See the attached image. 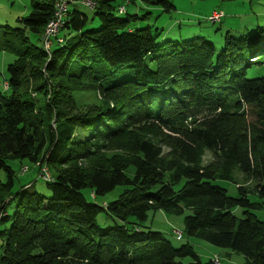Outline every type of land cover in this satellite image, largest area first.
I'll return each instance as SVG.
<instances>
[{
	"label": "trees",
	"instance_id": "1",
	"mask_svg": "<svg viewBox=\"0 0 264 264\" xmlns=\"http://www.w3.org/2000/svg\"><path fill=\"white\" fill-rule=\"evenodd\" d=\"M94 1L100 27L69 11L66 35L48 52L41 36L51 0H32L21 29L0 27V53L14 56L0 92V264H220L141 228L150 211L183 215L186 236L264 264V221L251 213L262 203L248 198L264 201V77H245L264 62V27L227 32L220 50L202 37L161 42L149 27H130L140 19L126 11L134 0ZM140 1L173 9L170 0ZM71 92H94L100 102L69 112ZM229 103L250 108L240 133L227 125ZM202 113L198 125H183ZM206 151L221 156L217 168L202 164ZM12 160L27 162L49 195L33 180L20 184ZM236 166L255 184L233 198L214 181L231 180ZM117 186L126 189L116 200L94 202ZM100 212L117 224L97 226Z\"/></svg>",
	"mask_w": 264,
	"mask_h": 264
},
{
	"label": "rangeland",
	"instance_id": "2",
	"mask_svg": "<svg viewBox=\"0 0 264 264\" xmlns=\"http://www.w3.org/2000/svg\"><path fill=\"white\" fill-rule=\"evenodd\" d=\"M173 9L164 12L159 7L145 6L140 0H134V4L126 5L129 15L136 14L139 20L132 21L130 27L133 29H143L149 27L153 35L157 34V39L161 42L165 41H181L193 37H202L206 41L212 42L217 49H222L223 38L228 32L236 36L237 31L241 29V34H253L257 27L255 25L258 19L261 23L258 27H264V0H170ZM122 2L120 0H112L110 5L117 7ZM122 5H125L124 3ZM32 10V0H0V27H10L11 29H21L20 19L27 18ZM69 11H77L88 18L89 28H99V21L96 17V10H90L82 5L79 0H75L70 5ZM217 11L223 13L220 22L211 23L207 21V17L211 12ZM125 18V15H119ZM240 26V27H239ZM244 28V29H242ZM66 29L60 32V37L66 35ZM238 36V35H237ZM32 41H34L32 39ZM14 60V56L10 53H0V92L5 91V82L8 80L7 66ZM245 77L247 79L264 77V62L252 65L247 69ZM35 95V94H34ZM34 97V96H33ZM39 99H41L39 97ZM67 105L69 112L85 110L87 106H93L100 102L98 94L94 92H71ZM42 103L41 101L39 102ZM227 108L228 115H225L227 125L235 129L236 133L245 130L249 122L250 108L244 106L235 109L233 103H229ZM72 106V107H71ZM71 107V108H70ZM206 114L202 113L194 118H189L185 126L198 125L202 122ZM53 124V121L51 122ZM175 125L181 126L179 122ZM236 127V128H235ZM162 131L166 130L162 127ZM113 145H110V148ZM167 150L165 149V152ZM104 153V151H102ZM107 155L117 153L115 150L105 152ZM221 156L211 151H206L202 158L204 166L217 168L220 164ZM13 170L18 175L20 184L34 181V187L38 192H47L44 182L32 172L31 166L25 161L12 160L9 161ZM23 165L29 167V170L20 174ZM23 166L20 170V167ZM126 176L132 178L134 176V168L130 167L125 172ZM231 180H216L215 184L226 190L229 197H238V186H243L248 192L254 187V182L244 175L236 166L231 174ZM1 177V176H0ZM18 182L16 188H18ZM126 189L125 186H117L104 197L95 199V203L99 205L108 204L118 198V196ZM88 199V191H83ZM248 198L252 203H262V207L256 211H251L259 221H264V201H261L257 195L248 194ZM91 200V199H90ZM93 201V200H91ZM233 214L237 219L244 217L243 210L236 208ZM110 216L100 212L96 217V224L100 228H107L116 223ZM135 222V220H131ZM143 229H150L163 234L165 239L170 241L174 248H179L182 244H190L194 251L203 262H208L211 258L217 260L220 264H245V258L240 254H235L227 249L217 248L211 244L203 242L194 237L186 236L184 231L183 215L167 214L163 211H150L144 222L139 224ZM180 233L182 239H176V234Z\"/></svg>",
	"mask_w": 264,
	"mask_h": 264
},
{
	"label": "built area",
	"instance_id": "3",
	"mask_svg": "<svg viewBox=\"0 0 264 264\" xmlns=\"http://www.w3.org/2000/svg\"><path fill=\"white\" fill-rule=\"evenodd\" d=\"M75 0H51L52 2V16L51 19L47 22L44 31L42 32L41 36V45L43 49L48 52L52 46L53 42L61 43L62 40L60 38V32L64 28L65 24L67 23V17L69 13V7L71 4H73ZM80 3L90 10L94 9L95 7V1L94 0H79ZM119 13H124V8H119ZM223 18L222 12L213 11L211 14L207 17V21L211 23L220 22ZM5 87H7L5 82ZM26 168L23 169L25 171ZM40 176L44 181H51V175L48 171V168L46 166H41L40 170ZM181 234H176V239H181ZM215 260V259H214ZM217 261V260H215Z\"/></svg>",
	"mask_w": 264,
	"mask_h": 264
},
{
	"label": "crops",
	"instance_id": "4",
	"mask_svg": "<svg viewBox=\"0 0 264 264\" xmlns=\"http://www.w3.org/2000/svg\"><path fill=\"white\" fill-rule=\"evenodd\" d=\"M121 2H122V4L124 3V0H120ZM122 4H120L119 6H121ZM131 4H134V2H132ZM127 11V10H126ZM127 13H128V11H127ZM134 15H136V14H134ZM260 21L257 19L256 20V22H255V25H256V27H258L259 25H260ZM240 27V26H239ZM242 29H244V28H242ZM241 34V29L240 30H238L237 31V35H240ZM243 34V33H242Z\"/></svg>",
	"mask_w": 264,
	"mask_h": 264
}]
</instances>
